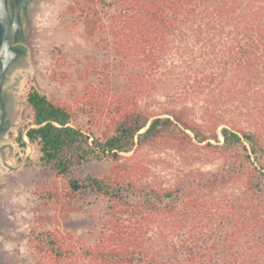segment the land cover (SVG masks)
I'll return each instance as SVG.
<instances>
[{"label":"trees","instance_id":"1","mask_svg":"<svg viewBox=\"0 0 264 264\" xmlns=\"http://www.w3.org/2000/svg\"><path fill=\"white\" fill-rule=\"evenodd\" d=\"M85 11L117 62L135 66V91L109 96L99 135L74 125L70 108L28 92L34 125L25 135L39 143L41 161L67 177L72 195L108 201L89 242L47 232L32 246L37 256L45 264H264V0H89ZM150 87L201 99V124L181 108L141 109ZM173 128L232 153L235 164L204 179L200 194L143 182V161L122 153ZM101 159L117 164L102 177H70ZM230 182L237 187L221 192Z\"/></svg>","mask_w":264,"mask_h":264},{"label":"rangeland","instance_id":"2","mask_svg":"<svg viewBox=\"0 0 264 264\" xmlns=\"http://www.w3.org/2000/svg\"><path fill=\"white\" fill-rule=\"evenodd\" d=\"M87 1L31 0L22 11L19 44L24 53L11 63L3 83L9 125L0 140L6 157V166L0 164V264H45L32 247L43 234L57 232L89 242L104 222L107 199L83 191L72 195L67 177L44 165L39 143L25 135L34 125L27 102L32 88L70 108L72 123L92 135L105 128L110 97L115 93L134 95L136 68L128 62L120 65L113 50L100 39L101 33L88 30L84 19ZM176 94L150 87L140 98L141 109L161 113L181 108L201 124V99ZM186 133L173 128L155 143L122 155L143 161L148 168L143 182L200 194L206 190L201 186L204 179L220 177L236 161L232 153L203 148L189 130ZM116 164L111 159L92 160L74 166L70 177H102ZM224 186V193L237 187L234 182ZM261 199L264 201V194Z\"/></svg>","mask_w":264,"mask_h":264},{"label":"water","instance_id":"3","mask_svg":"<svg viewBox=\"0 0 264 264\" xmlns=\"http://www.w3.org/2000/svg\"><path fill=\"white\" fill-rule=\"evenodd\" d=\"M29 0H13L14 13L11 19L7 0H0V120L3 117L1 98L3 83L11 63L24 51L14 48L21 33L20 10Z\"/></svg>","mask_w":264,"mask_h":264},{"label":"flooded vegetation","instance_id":"4","mask_svg":"<svg viewBox=\"0 0 264 264\" xmlns=\"http://www.w3.org/2000/svg\"><path fill=\"white\" fill-rule=\"evenodd\" d=\"M30 1L31 0L27 1L25 3V5L21 8V10H20V21H21L22 11L28 6ZM7 6H8V11H9L10 17L12 19L13 13H14V6H15L13 0H7ZM22 33H23V26H22V22H21V33H19V35L17 37L18 39L14 43V48L23 51V47L21 46V44H19L20 35ZM1 98H2L1 100H2V103H3V117L0 120V140L3 137V134L5 133V131L7 130L8 125H9L8 122H7V119H6V109H5L6 96H5V92H4L3 88H2ZM0 164L2 166H6V157H5L4 147L2 146V144H0Z\"/></svg>","mask_w":264,"mask_h":264}]
</instances>
